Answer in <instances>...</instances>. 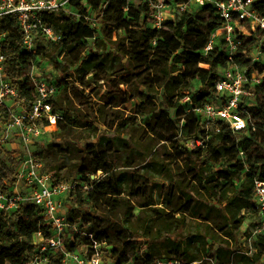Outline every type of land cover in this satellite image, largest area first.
Instances as JSON below:
<instances>
[{"label": "trees", "instance_id": "obj_1", "mask_svg": "<svg viewBox=\"0 0 264 264\" xmlns=\"http://www.w3.org/2000/svg\"><path fill=\"white\" fill-rule=\"evenodd\" d=\"M101 4L102 0H71V8L77 15L65 12L46 15L45 20L56 26L62 39L51 42L39 36L35 53L22 50L23 33L16 19L0 18V31L8 34L2 48L9 77L19 86L28 104L36 99L31 71L39 60L51 59L71 83L79 82L81 86H74V91L87 103L91 82L115 83L114 92L103 96L98 109L101 114L106 106L128 103L134 93L143 101L138 117H142L150 138L180 161L184 171L166 189L164 205L155 207L141 174L113 168L112 160L119 158L116 153L120 151L117 139L108 137L106 131L100 132L93 119L81 117L65 106L69 82L63 85L56 80L58 95L54 102L64 117L58 128L65 132L72 127L86 131L84 137L76 138L87 141L80 149L84 154L82 163L74 170L81 184L72 194L79 206L69 216V221L77 224L83 234L67 249L73 251L81 244L93 246L97 242L113 264H152L163 257L175 258L177 264H213L214 257L217 264H263L264 235L252 233V238L249 233L250 239H254V250L243 248L240 229L245 221L243 211L252 210L259 220L252 197L255 177L264 180V153L253 155L252 151L264 140V82L255 89L257 105L247 107L259 132L240 134L237 142L226 126H221L218 133L213 127L206 148L189 150L184 146L190 138L206 136L205 126L193 109L213 98L221 70L234 63L249 67L250 72L264 71L263 65L253 66L250 60L256 37L243 40L232 62L222 48L202 53L222 24L211 8L185 13L175 23L152 29L143 18V4L108 0L105 9L100 8ZM88 13L96 15L100 31L78 17ZM117 60L119 71L101 77L99 71L108 74V63ZM192 62L209 68L190 69L188 64ZM195 80L200 81L201 87L192 92ZM187 97L191 103H184ZM171 110L176 111L175 117ZM7 117V110L0 108V121H6ZM99 123L107 131L113 129L111 122ZM96 137L98 142H90ZM239 148L247 152L248 170L238 159ZM11 160L14 165L15 160ZM152 160L156 164V159ZM157 165L171 171L166 161ZM5 168L6 165L0 168V178L14 183ZM52 171L56 172L55 183L66 182L61 178V168L53 167ZM93 175H98L94 181ZM86 186L93 189L89 191ZM137 208L140 211L135 214ZM41 213L35 206H25L11 217H0V264H30L36 255V236L42 234L45 239L54 236L53 228L42 220ZM217 244L220 246L211 254ZM46 264H62V256H51Z\"/></svg>", "mask_w": 264, "mask_h": 264}, {"label": "built area", "instance_id": "obj_2", "mask_svg": "<svg viewBox=\"0 0 264 264\" xmlns=\"http://www.w3.org/2000/svg\"><path fill=\"white\" fill-rule=\"evenodd\" d=\"M84 2V0H82ZM134 4H143V18L148 27L161 29L166 23H175L185 13L195 14L205 8L214 10L221 21V27L216 30L202 53L207 54L216 48H222L230 61L233 62L243 40L262 36L264 39V0H129ZM108 0H102L101 9H105ZM263 8V10H262ZM65 12L77 15L71 8V0H0V18L11 16L16 19L23 33V51L36 52V39L44 37L51 42H59L62 37L53 23L47 22L45 16L52 13ZM94 29L100 30L101 24L94 13L79 14ZM7 33L0 31V108L8 112L6 121H0V150L12 144L24 146L29 152L24 161H18L15 167L6 164L4 171L12 172L14 183L8 178H0V217H11L25 206H35L42 211V220L54 230V236L45 239L38 234L36 255L30 264H46L51 256H62V264H106L103 260L102 246L94 243L79 250L70 251L65 243V236L70 229L77 235L83 234L77 224L69 221V215L63 216L61 199L69 192H74L77 185L55 183L54 175L45 169L44 164L30 148L42 140L52 128H58L63 120V114L57 110L54 100L58 95V87L35 73L37 64L31 71L36 99L30 104L22 98L20 88L9 77L8 62L3 52V44ZM260 64L258 56L250 59ZM41 61V60H39ZM38 61V62H39ZM264 64V62H262ZM264 82V71L231 64L221 70L215 85V92L204 106L193 111L201 118L205 126L206 136L190 138L184 142L189 150L206 148L212 138L211 131H221L226 126L240 141L239 135L259 132V127L253 122L247 111L251 107L250 97L255 95V89ZM184 103H191L187 97ZM264 132V128H263ZM14 157V156H13ZM238 159L246 163L247 152L239 148ZM4 168V165H0ZM101 175V172H99ZM98 175L91 176L94 181ZM85 189L91 191V186ZM252 204L258 212L259 222L254 236L264 235V180L259 176L254 179ZM77 237L72 238L75 244ZM113 263V262H112ZM175 258H158L152 264H177ZM127 264H133L129 262Z\"/></svg>", "mask_w": 264, "mask_h": 264}, {"label": "rangeland", "instance_id": "obj_3", "mask_svg": "<svg viewBox=\"0 0 264 264\" xmlns=\"http://www.w3.org/2000/svg\"><path fill=\"white\" fill-rule=\"evenodd\" d=\"M246 40H250V38H247ZM93 42L94 41H91L90 44L92 47L94 46ZM255 56H258L261 61L260 64L264 66L262 63L264 62V39L262 36L256 37L255 42L252 45L250 59L255 58ZM125 62L126 61L124 60L122 64H125ZM252 64L254 66L256 63L252 62ZM107 66V72L109 73L106 74L103 73V71H99L101 77H108L111 73L115 74L118 72L120 68L119 60L110 62ZM197 67L206 69L209 68L206 64H198L194 62L188 64V68L190 69ZM35 73L50 83H55L56 80H60L61 84L64 85L66 82H69L65 96L67 102H65L64 105L70 107L73 112H76L81 117L93 119L100 132L106 131L108 137H115L117 139V143L120 145V151L116 153L119 158L117 160L115 159V161L112 160L113 168L117 171L133 172L132 174L135 175L141 174L144 178V185L147 186V195L151 198L152 202L155 203V207H162L164 205L163 202L166 195V189L171 185L172 179L176 180L182 177L184 165L180 163V161L170 157L168 150L163 149L161 144H158L156 140L150 138L147 129L144 128V121L142 117H138L140 106L143 104L142 99L133 93L134 97L128 103L121 104L119 107L113 108L106 106V108L102 110L101 114L98 112V109L103 104V96L114 92L115 87L113 84L115 83L106 81L102 82V85H98L95 82H91L90 87L88 88L90 101L87 103L74 91V86H81L79 82L71 83V80L67 79L65 75H62V71L56 68L51 59L39 61L37 63ZM90 78H92V75L89 76L88 79ZM112 78L117 80L119 79L118 76H112ZM200 87V81L195 80L192 92H196ZM121 89L127 90V87L121 86ZM250 99L249 103L251 105H257L255 96L250 97ZM171 115L172 117H175L176 111L171 110ZM104 120L113 123L112 130L107 131L105 126L99 123ZM123 124L128 125L124 127ZM84 132L86 131L77 130L73 127L66 132L60 130L59 128H52L45 134L40 142L30 148V151L32 154H36L37 158L41 160L48 172L54 175L56 172L52 171V168L55 167L57 170L61 168V178H65V183L79 186L81 183L74 170L76 166L82 163L84 154L80 149L87 143V141L78 140L76 137H84ZM90 142L96 143L98 142V138L96 137ZM257 145L256 149L252 151L253 155H255L256 152L264 153V140L262 142L259 141ZM51 146L54 147L51 148ZM5 152L6 155L3 154V150H0V165L5 166L8 164L9 167H15L18 161L25 160V156L29 150H25L24 146L18 144L17 147L10 144L5 149ZM11 158L15 160L14 165ZM152 158L156 159V164L155 162L153 163ZM164 161H166V164L170 166V172H167L165 168L157 165ZM128 163L134 166L132 168L127 167ZM9 174L13 179L11 171ZM237 185L239 186V183H237ZM76 200L77 198L74 194H72V191L67 193V195L61 199L63 216H70L71 212L78 208L79 204ZM139 211L140 209L137 208L135 210V214H138ZM242 215L244 216L245 221L240 229V244L243 248H250L251 250H254L252 244L254 241V239H252V233L256 230L259 220L252 210L243 211ZM249 233H251V239L249 237ZM77 236L78 235L75 231L70 229L65 236L66 245H71L72 238ZM36 239H38V236H36ZM219 246L220 244L214 245L210 250L211 254H214ZM76 249L83 253L86 250V246L81 244ZM205 258H207V255H205ZM103 260L106 264H113L111 260L106 259L105 255H103ZM262 262L264 264V257ZM217 263L218 260L214 257L213 264Z\"/></svg>", "mask_w": 264, "mask_h": 264}]
</instances>
